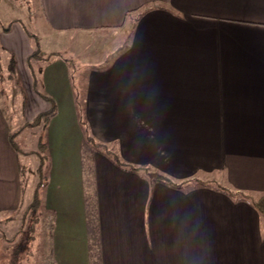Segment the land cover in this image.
<instances>
[{
    "label": "crops",
    "instance_id": "obj_1",
    "mask_svg": "<svg viewBox=\"0 0 264 264\" xmlns=\"http://www.w3.org/2000/svg\"><path fill=\"white\" fill-rule=\"evenodd\" d=\"M39 5L44 30L2 26L0 50L25 92L23 122L49 111L39 94L55 103L40 192L51 263L264 264L254 206L264 196V0ZM40 32L105 33L109 58L83 69L52 51L30 61L32 74ZM10 117L0 104V218L9 222L33 198L27 158L38 144L18 130L29 147L13 148ZM81 119L120 164L86 140Z\"/></svg>",
    "mask_w": 264,
    "mask_h": 264
},
{
    "label": "rangeland",
    "instance_id": "obj_2",
    "mask_svg": "<svg viewBox=\"0 0 264 264\" xmlns=\"http://www.w3.org/2000/svg\"><path fill=\"white\" fill-rule=\"evenodd\" d=\"M40 20L41 11L39 0H0V27L8 26L13 21H17L30 32L37 33L33 25H36L39 31L44 30L43 22ZM96 35L97 34H92L89 36L81 33L79 34L81 38L78 40L72 37L73 34L66 33L63 35H54L48 32H40V39L33 37V42L39 44L43 53H40L41 55L44 56L49 52L56 51L72 60V64L75 65L76 68L85 69L84 66L90 64L91 61L98 62L109 58L108 55L111 50L109 49V44L106 43L110 40V36H107L105 33L98 34L97 37ZM7 55L8 54L0 50L1 107L11 116L10 122L12 130L15 132L13 133L15 137L18 130H22V132L24 130V133H28L29 136L31 132L34 134L36 133L37 140L39 138L42 140L44 131L43 123L40 122L36 125H30V122H23L20 117L25 92L23 91L22 84L17 80L16 67L12 72L8 70L10 56ZM36 57L37 58L31 60L32 63L35 60L42 59L41 57L39 58L38 55ZM27 63L31 73L34 74V71L29 65V58ZM27 138L28 137H26L25 142L24 140L20 141L18 139L16 141V138L13 142L15 145L19 144L21 146L20 148H22L21 150L25 151V149L29 147ZM11 146L13 147V145ZM36 147H38V144ZM37 149L35 150L36 153H34L36 155L31 154L30 158H27L29 169L31 168L30 174L35 177V185L38 182L37 167L39 158ZM22 171L23 176L25 175L23 191H27V186L30 182V179L28 180L30 174L28 171L26 178V170L24 168L21 170V176ZM257 199L259 200L260 197ZM24 212L25 210L10 222L9 218H0V264H52L49 254V235L52 220L49 212H44L35 225L30 223L31 214Z\"/></svg>",
    "mask_w": 264,
    "mask_h": 264
},
{
    "label": "trees",
    "instance_id": "obj_3",
    "mask_svg": "<svg viewBox=\"0 0 264 264\" xmlns=\"http://www.w3.org/2000/svg\"><path fill=\"white\" fill-rule=\"evenodd\" d=\"M40 53H42V51L40 50L38 43L35 42V46H34L32 52H31V54L29 55V64H30V61L32 59L37 58L36 57L37 55H38L39 58L40 57L42 58L43 55H41ZM14 69H15V63H14L13 58L10 57L9 58V64H8V70L10 72H12V71H14ZM39 95L45 101H47L50 104V109H49V111L38 115L31 123H29L30 125H36V124H39L40 122L43 123V125H45V124H47V122L50 119V117L55 113V103H54L53 99H51L50 97H48L46 95H42V94H39ZM77 108H78L79 115H80V104H79V102H77ZM80 123L83 126V130H84V133H85V136H86V140L92 146H94L95 148H99L100 150L105 152L107 155H109L111 157V159L116 164H120V159H119L117 153H115L114 151H111L105 145L96 142L92 138V136L89 134L87 126H86L84 120L81 119ZM13 136L9 137V142L11 143V145H13V148H15L17 150L18 149L17 145H15L14 142H13L14 141V137ZM37 148H38L37 149V155H38V158H39V164H38V167H37L38 182H37V184L35 186L33 199L31 201V203L26 207L25 212H24V213H30L31 214L30 223H33L34 225L37 224V222L42 217V214L44 213L43 212L44 210L42 209L40 192H41V189L43 188V186L45 185V182H46L45 162L47 161L48 156H47V148H46V144L44 142L43 136H42V140L40 138L38 139V147ZM148 175L150 177L155 178V179H160L162 181H166L168 183H172L169 179H167L166 177H163L161 175H158L157 173L149 172ZM172 184L176 185L174 183H172ZM254 206L257 208L258 211H260L261 213L264 214V196L261 197L259 200L255 201L254 202Z\"/></svg>",
    "mask_w": 264,
    "mask_h": 264
}]
</instances>
